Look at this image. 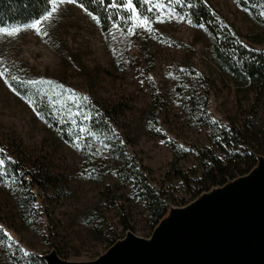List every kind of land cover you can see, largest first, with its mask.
Listing matches in <instances>:
<instances>
[{
    "label": "rangeland",
    "instance_id": "rangeland-1",
    "mask_svg": "<svg viewBox=\"0 0 264 264\" xmlns=\"http://www.w3.org/2000/svg\"><path fill=\"white\" fill-rule=\"evenodd\" d=\"M203 1L236 40L249 44L255 28L244 0ZM87 12L77 2L60 3L41 25L47 36H38L31 24L12 37L0 35V62L9 81L43 80V89L86 97L108 113L114 109L112 124L125 153L85 137L75 115L67 118L69 129L57 116L45 121L0 78V158L10 162L8 171L0 168V264L93 262L127 238L150 241L166 217L174 224L183 208L231 196L238 184L264 171L258 155L249 172L193 197L172 170L196 179L206 150L226 159L219 135L234 116L244 118L243 89L219 61L210 35L186 17L153 22L152 32L138 29L129 36L123 22L113 29L116 16L104 28ZM131 164L166 195L167 210L154 227L138 184L117 173ZM17 170L46 177L35 197L20 185Z\"/></svg>",
    "mask_w": 264,
    "mask_h": 264
},
{
    "label": "trees",
    "instance_id": "trees-1",
    "mask_svg": "<svg viewBox=\"0 0 264 264\" xmlns=\"http://www.w3.org/2000/svg\"><path fill=\"white\" fill-rule=\"evenodd\" d=\"M110 2L111 0H105V3L101 4L100 0H77L79 5L84 6L83 9L92 12L99 19L104 28L109 24L110 17L117 15L116 10L106 7ZM134 4L140 12L149 15L145 6H141L140 0H134ZM187 4L192 7H187ZM243 4L255 28L248 36L247 45L236 40L203 0H185L184 4L172 5L178 14L185 15L193 25L210 35L216 56L231 73L238 89H243L245 100L248 102L247 107L242 109L241 100L239 101L244 118L234 116L230 119V125L220 132L218 147L225 154V160L206 150L201 160L203 172L199 178L190 180L183 172L172 170L174 179H182L190 190L193 189V197L211 187L221 186L238 174L249 172L256 164L258 155L264 157V0H244ZM49 7L47 0H0V26L21 27L32 24ZM9 84L21 97L32 101L37 113L47 122L57 116L62 121L64 119V125L69 129L71 124H68L67 118L75 115L79 109L82 115L75 116L87 129L85 137L104 139L111 145L113 153L124 155L126 147L120 143L112 124L118 114L114 109L112 113H108L109 111L95 107L84 98L70 95L67 97L64 90L58 92L52 87L43 89L40 83L29 84L28 81L10 80ZM60 95H63L62 98ZM85 116L88 119H83ZM88 132L92 135H88ZM9 165L10 162L5 161L6 171ZM17 171L20 185L30 196L35 197L38 189L44 185L46 177L39 179L29 171ZM117 173L125 182L134 181L138 184L141 198L147 203L150 226L154 227L167 210L166 195L147 184L145 176L135 164L119 167ZM115 241V238L111 239L109 246Z\"/></svg>",
    "mask_w": 264,
    "mask_h": 264
},
{
    "label": "water",
    "instance_id": "water-1",
    "mask_svg": "<svg viewBox=\"0 0 264 264\" xmlns=\"http://www.w3.org/2000/svg\"><path fill=\"white\" fill-rule=\"evenodd\" d=\"M203 200L148 242L127 238L93 262L73 264H264V171L231 196Z\"/></svg>",
    "mask_w": 264,
    "mask_h": 264
},
{
    "label": "snow or ice",
    "instance_id": "snow-or-ice-1",
    "mask_svg": "<svg viewBox=\"0 0 264 264\" xmlns=\"http://www.w3.org/2000/svg\"><path fill=\"white\" fill-rule=\"evenodd\" d=\"M48 5L50 6L46 12L40 16L38 19H35L32 24L29 26L31 27L38 36H47V32H43L41 25L44 21L49 20L56 12L58 8V4L60 3H76L77 0H47ZM185 0H140L141 6H145L146 12L149 15H145L144 13L140 12L137 8V6L134 4V0H111L110 3L106 5L109 9L116 10V19L112 22L113 29L121 28V24L119 22H123L127 26V32L126 35H135L136 31L138 29L152 32V24L153 22L156 23H165V20L167 19L170 21L173 17H178L179 20L183 21L185 20V15H180L176 12L175 7H172V5H181L184 4ZM101 4L105 3V0H100ZM81 8H83V5H79ZM187 7H192L191 4H187ZM87 11V9H85ZM126 12L127 15H120L121 12ZM87 15L90 16L93 20H95L97 23H99L98 18L92 13L87 12ZM111 18V17H110ZM119 21V22H118ZM129 21L131 23H129ZM187 23L191 24V20H187ZM201 27H203L201 25ZM21 31L20 26L15 27H3L0 26V35H6L8 37H12L13 35L19 34ZM122 34L123 29H121ZM9 73V69L7 67L3 66V63L0 62V78H4V83L9 84V80L6 74ZM12 80H18L19 78L17 76H12ZM29 84H36V83H44L43 80L36 81V80H30L28 81ZM51 83V82H49ZM9 87L11 85L9 84ZM43 94V93H41ZM86 99V97L84 98ZM30 106L34 108V104L32 101H28ZM75 115L79 116L82 115L81 111L78 109L75 113ZM84 119H88L87 116L84 117ZM72 123L75 124V121H72ZM78 130L80 133L87 132V129H85L82 125H77ZM88 135H92L91 132H88ZM83 137L77 136L76 140L79 141ZM163 143V141H161ZM105 148L108 147V145H104ZM3 149H0V153H3ZM6 159L10 160L11 157H7ZM5 164V158H0V168H2ZM3 237H6L9 241H12V237L5 231L2 233ZM22 250V249H21ZM25 255H27V252H25Z\"/></svg>",
    "mask_w": 264,
    "mask_h": 264
},
{
    "label": "bare ground",
    "instance_id": "bare-ground-1",
    "mask_svg": "<svg viewBox=\"0 0 264 264\" xmlns=\"http://www.w3.org/2000/svg\"><path fill=\"white\" fill-rule=\"evenodd\" d=\"M214 192L215 191H210L209 193H206V195H204V197H206L207 195H211V194H214ZM192 205V204H191ZM191 205L189 206V207H191ZM185 209H187V208H183L182 210H185ZM170 219H171V217L170 216H168V217H166L165 219H163L162 220V223L160 224V227L162 226V225H164V224H168L169 222H170ZM126 240V239H125ZM124 241V240H123Z\"/></svg>",
    "mask_w": 264,
    "mask_h": 264
}]
</instances>
